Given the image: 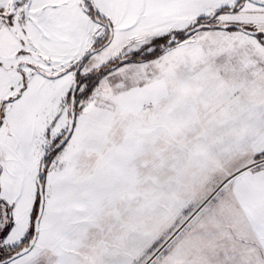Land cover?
<instances>
[{
  "label": "snow or ice",
  "instance_id": "snow-or-ice-1",
  "mask_svg": "<svg viewBox=\"0 0 264 264\" xmlns=\"http://www.w3.org/2000/svg\"><path fill=\"white\" fill-rule=\"evenodd\" d=\"M0 264H264V0H0Z\"/></svg>",
  "mask_w": 264,
  "mask_h": 264
}]
</instances>
